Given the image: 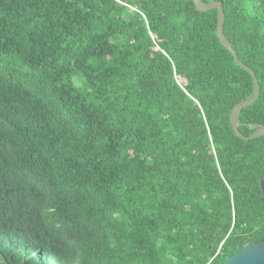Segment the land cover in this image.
Wrapping results in <instances>:
<instances>
[{"label": "trees", "instance_id": "16d2710c", "mask_svg": "<svg viewBox=\"0 0 264 264\" xmlns=\"http://www.w3.org/2000/svg\"><path fill=\"white\" fill-rule=\"evenodd\" d=\"M208 4L212 0H201ZM260 87L264 0H215ZM192 0H0V264H222L264 242L253 96Z\"/></svg>", "mask_w": 264, "mask_h": 264}, {"label": "water", "instance_id": "95a60500", "mask_svg": "<svg viewBox=\"0 0 264 264\" xmlns=\"http://www.w3.org/2000/svg\"><path fill=\"white\" fill-rule=\"evenodd\" d=\"M196 10L205 12L212 9L217 10V26H216V34L218 37L219 42L221 45L226 48L236 61V63L247 73L250 74L253 84V96L250 99H245L240 101L238 104H236L229 116L231 126L233 128L234 134L242 138L244 140H250L255 139L260 136L264 135V125L261 123L253 125L254 131L248 135L245 136L242 134L238 129V123H239V113L240 111L253 104L259 97L260 94V87L258 84L257 77L255 76L254 71L248 67L246 64H244L237 56L235 50L233 49L231 43L229 40L225 37L223 32V23H224V12L222 11L221 5L215 1L212 0L208 4L203 3L201 0H192ZM222 264H264V242H249L244 244L241 248H239L235 253L228 256Z\"/></svg>", "mask_w": 264, "mask_h": 264}]
</instances>
